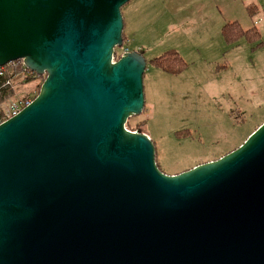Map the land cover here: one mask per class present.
Segmentation results:
<instances>
[{
    "label": "water",
    "instance_id": "95a60500",
    "mask_svg": "<svg viewBox=\"0 0 264 264\" xmlns=\"http://www.w3.org/2000/svg\"><path fill=\"white\" fill-rule=\"evenodd\" d=\"M131 0H0V67L46 75L0 124V264H264V122L178 174L127 120L145 108Z\"/></svg>",
    "mask_w": 264,
    "mask_h": 264
},
{
    "label": "rangeland",
    "instance_id": "374dc122",
    "mask_svg": "<svg viewBox=\"0 0 264 264\" xmlns=\"http://www.w3.org/2000/svg\"><path fill=\"white\" fill-rule=\"evenodd\" d=\"M122 13L123 45L116 59L142 50L147 60L145 108L126 127L150 136L163 172L178 174L218 159L264 122V0H131ZM234 22L245 30L251 22L258 40L227 41L224 26ZM171 50L183 64L155 65V58ZM7 66L15 74L12 97H1L0 106L36 97L46 75L31 82L14 71L18 63Z\"/></svg>",
    "mask_w": 264,
    "mask_h": 264
},
{
    "label": "trees",
    "instance_id": "16d2710c",
    "mask_svg": "<svg viewBox=\"0 0 264 264\" xmlns=\"http://www.w3.org/2000/svg\"><path fill=\"white\" fill-rule=\"evenodd\" d=\"M223 34L225 36V38L227 39V41L232 42L236 39H238L239 37H246L249 41H254V40H258L260 32L259 30H257L256 27L245 30L241 27V25L238 22H234L232 24H226L224 26L223 29ZM262 42H259L258 44H261ZM142 51V50H141ZM143 52V51H142ZM156 61L155 65L160 66V67H164V68H170V66L172 64L175 63H180L183 64V59L180 56V54L178 53V51H168L165 54H163L162 56L155 58ZM153 61V60H152ZM153 61V62H154ZM12 63H18V68H14V71H20L22 73L25 74L27 81H34V80H39V78L41 79V76L38 75L37 73L29 70V69H25L24 66H22L21 62L16 61V62H12ZM11 64V63H9ZM9 64H7L9 66ZM7 66V67H8ZM10 74H14L12 72H10ZM9 78V74L5 76L4 79L0 78V85H2V83L4 82L5 79ZM9 87H5L3 89L0 90V98L3 97V100L5 98H8L9 95H11L12 97V91L9 90ZM4 102V101H2ZM1 114V111H0Z\"/></svg>",
    "mask_w": 264,
    "mask_h": 264
},
{
    "label": "built area",
    "instance_id": "2783aa9c",
    "mask_svg": "<svg viewBox=\"0 0 264 264\" xmlns=\"http://www.w3.org/2000/svg\"><path fill=\"white\" fill-rule=\"evenodd\" d=\"M24 65V64H23ZM25 67V65H24ZM25 69H27L25 67ZM9 74V78L5 79L2 85H0V90L9 87L12 85V80L15 74H10L6 69L5 66L0 67V78L4 79L6 75ZM35 97H28L22 99H15L12 100L8 106H0V124L4 121L10 119L11 117L17 115L25 106L30 104Z\"/></svg>",
    "mask_w": 264,
    "mask_h": 264
},
{
    "label": "crops",
    "instance_id": "0c3cea01",
    "mask_svg": "<svg viewBox=\"0 0 264 264\" xmlns=\"http://www.w3.org/2000/svg\"><path fill=\"white\" fill-rule=\"evenodd\" d=\"M163 1L168 2L169 0H163ZM244 4H245V3H244ZM190 8H191V6H190ZM190 8H189V9H190ZM225 25H226V24H225ZM251 25H252V23L250 22L249 25L246 27V30L251 29V27H252ZM249 26H250V27H249Z\"/></svg>",
    "mask_w": 264,
    "mask_h": 264
}]
</instances>
